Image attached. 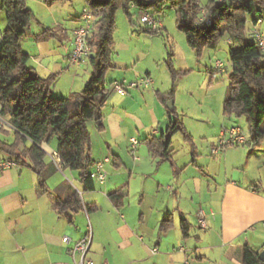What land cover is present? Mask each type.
<instances>
[{"label":"crops","instance_id":"obj_1","mask_svg":"<svg viewBox=\"0 0 264 264\" xmlns=\"http://www.w3.org/2000/svg\"><path fill=\"white\" fill-rule=\"evenodd\" d=\"M26 6L34 16L33 8L44 14L35 30L20 39L29 66L42 79L53 77L51 93L55 97L66 98L81 91L91 76L92 52L76 65L70 63V54L73 31L81 24L82 15H74L71 22L64 23L60 18L47 22V16H52L51 5L43 0H26ZM48 29L51 36L35 39ZM120 47L129 48L124 44ZM146 54L136 50L133 58L141 62ZM129 57L132 62V55ZM131 62L119 53L112 60L115 72L111 80L123 83L125 93L113 90V81L106 87L108 94L101 108L103 129L87 122L93 161L89 172L95 162L108 158L104 163L107 177L98 183L99 188L95 182L94 190H84L77 176L82 203L94 204L96 209H82L68 223L65 216L51 208L47 195L35 194L37 176L31 169L32 173L17 166L1 171L0 264H74V260H81V254L76 251L73 257L70 250L88 235L90 244L83 258L91 264H241L245 244L257 252L264 248V239L259 248L253 241L256 236H264L257 232L258 226L264 227V188L224 175L219 183L213 181L215 191L202 203L199 193L210 173L206 171L207 175L199 163V149L184 147L178 154L172 146V135L167 159L161 160L149 150L146 141L159 137L172 115L158 96L167 91L161 92L156 81L146 87H127L140 77L151 78L148 67L126 70ZM191 137V141L182 139L193 147L196 137ZM131 140L137 141L133 149ZM57 146L55 138L44 146L48 152L51 148L48 161L54 160L58 166L48 178L51 189L63 180L50 186L51 178L65 169L56 153ZM213 148L209 151L213 162L205 160L207 168L219 166L220 158L212 153ZM251 154L248 152V156ZM114 191L122 194L118 204L107 196ZM199 212L204 214V226L198 222ZM167 219L171 225L161 231L160 224ZM182 222L188 225L186 236L182 234ZM64 236L68 242H63Z\"/></svg>","mask_w":264,"mask_h":264},{"label":"trees","instance_id":"obj_2","mask_svg":"<svg viewBox=\"0 0 264 264\" xmlns=\"http://www.w3.org/2000/svg\"><path fill=\"white\" fill-rule=\"evenodd\" d=\"M52 5L62 0H43ZM70 1V0H64ZM86 10L98 23L96 32L88 38L92 55L90 56L91 76L83 89L73 92L68 97H55L51 93L53 77L42 79L29 66V56L20 45V39L35 19L33 12L26 6V0H1V7L6 14V27L0 32V116L12 127L14 139L11 143L0 140V153L3 158L16 162L17 167H27L37 176L35 194L47 195L51 208L65 216L72 223L74 215L82 209H96L94 204H83L79 191L66 179L54 188L48 185V178L58 166L47 161L50 153L44 144L55 138L58 142L56 153L64 168L77 173L84 190H94L95 181L90 175L93 165L90 151L88 121H94L98 130H102L101 108L107 98L105 75L113 67L111 49L115 13L122 5L129 21L132 22L127 8L131 5L142 10L153 7L157 0H84ZM175 14L176 24L184 32L186 43L193 49L201 50L204 46L213 47L228 34L230 47L228 61L231 66L229 84L223 100L225 115L244 116L250 133L246 144L254 146L264 137V52H262L252 33L251 39L243 36L247 18L253 26L264 17V0H207L200 5L198 0H170ZM201 9L211 17V25L197 24ZM149 32L159 30L148 28ZM252 29V28H251ZM52 35L50 29L35 37L43 40ZM172 67V64H170ZM173 73V67L171 68ZM163 104L172 98V92L160 93ZM175 109L169 112L170 114ZM1 133H7L2 128ZM179 133L186 141L192 137L181 120L169 116L164 132L159 137L148 139L149 150L161 160L169 156L170 138ZM28 143V146L25 143ZM23 144V147H21ZM108 198L118 204L122 194L114 191ZM171 225L169 219L163 220L160 230L165 231ZM183 235H187L188 225L181 223ZM241 264H264L258 258V252L247 244L242 247Z\"/></svg>","mask_w":264,"mask_h":264},{"label":"rangeland","instance_id":"obj_3","mask_svg":"<svg viewBox=\"0 0 264 264\" xmlns=\"http://www.w3.org/2000/svg\"><path fill=\"white\" fill-rule=\"evenodd\" d=\"M206 1L198 0L201 6ZM28 4L32 6L30 2ZM51 6L52 16H47L45 19L47 22L54 18L63 19L64 23L71 22L74 21V15H82L83 11L86 10L84 0H62ZM33 9L35 10V19L32 20L25 35L35 30L37 21L41 20L44 15L39 8ZM74 10L76 14H72ZM127 12L131 16L132 22L129 21V16L122 5H119L116 10L111 58L119 53L122 58L131 62L129 54L133 58L136 50L146 52L147 58L141 62L133 58L130 67L126 70L134 72L137 69L140 71L141 67H148L151 80L161 85V92H172L171 100L175 113L172 112L171 115H176L190 134L196 137L194 146L191 147L190 144L188 146L183 141L179 133H176L172 138V146L178 154L183 152L184 147L195 151L196 146L199 149L200 165H203L204 172L207 175L209 174L206 171L210 173V178H204L205 181L201 187V193H199L200 201L202 203L207 202L208 197L212 196L211 193L213 194L215 191L213 181L219 183L224 175L228 179L232 177L234 180L242 181L250 186L264 188V137L255 144L254 152L250 156H248V152L251 146L246 143L228 145L224 148L218 147L219 134L223 128L236 126L241 129V133L246 140L250 137L244 116L225 115L222 109L226 88L230 82L229 74L231 70L228 61L230 47L228 34H224L213 47L204 46L201 50H197L186 43L184 32L176 24V14L170 0H157L155 5L147 10L131 5L127 8ZM139 12L148 14L158 23L159 31L157 33L149 32V27L140 21ZM68 15L72 16L69 17ZM200 16L201 14L198 17L200 18ZM5 27L6 14L1 7L0 0V32ZM251 28L252 23L247 18L243 33L246 39L252 38ZM97 29L98 23L95 22L92 26V32H96ZM257 29L264 32V17L259 21ZM121 44L127 45L129 48L120 47ZM218 61L222 63L223 72H219L216 68V62ZM170 64H172L175 73L171 70ZM114 72L113 67L107 71L105 87H108L110 81H113L111 79H114ZM92 123L95 124V122L89 121L88 125H92ZM261 127L264 128V121ZM4 129L8 134L1 133L0 140L11 143L14 139L12 127L8 123ZM92 139L94 142L96 138L93 136ZM212 144L213 146H211ZM25 145L28 146V143L26 142ZM21 147H23V144H21ZM213 147L219 148L218 156L216 155L220 158L219 166L214 165V167L207 168V161L205 162V160L213 162V157L209 154ZM49 151L51 152V148H49ZM224 153H227L226 157ZM224 159H226V162ZM48 160L49 155H47L46 162ZM20 169L24 172L30 171L25 167ZM61 179L69 180L76 189H80L75 171L68 168L59 170L49 181L50 186L56 185ZM99 187L96 183V188ZM257 232L263 234L264 227L258 226ZM262 239H264L263 235L254 238L255 247L259 248L261 246Z\"/></svg>","mask_w":264,"mask_h":264},{"label":"built area","instance_id":"obj_4","mask_svg":"<svg viewBox=\"0 0 264 264\" xmlns=\"http://www.w3.org/2000/svg\"><path fill=\"white\" fill-rule=\"evenodd\" d=\"M201 16L196 20L197 24H204L205 26L211 25V17L206 15L203 9L200 12ZM140 21L146 24L152 30H159L158 23L152 19L148 14H140ZM259 22V21H258ZM94 24V17L90 11L85 10L81 16V24L73 31V49L70 54V63L78 64L83 58L88 57L91 53L90 46L88 45V38L92 31V26ZM254 40L257 42L259 49L264 52V32H261L257 29V26H253L251 29ZM216 68L219 72H223L222 63L216 62ZM152 80L149 76H143L139 79L130 82L127 87L133 88L136 86H149ZM111 87L113 90L118 93L124 94L125 87L123 83L118 81L111 82ZM8 122L0 116V130L5 127ZM218 147L224 148L228 145L233 144H245L246 139L241 133V129L236 126H231L229 128H223L219 134ZM137 144V141L131 140V148L133 149ZM215 147L212 149V153L216 154L219 151V148ZM108 161V158L97 161L94 163L93 171L90 173L93 180L97 183H103L106 177V171L104 168V163ZM16 166V162L11 159L3 158L0 156V172L6 169H10ZM198 222L200 226H204V214L203 212L198 213ZM63 242H68V237L64 236L62 238ZM90 244V236H85L83 239L77 241L73 248L70 250L71 255L74 257L76 251L81 254V260L74 264H91L90 260H84V254L87 251ZM183 264H188L187 261H184Z\"/></svg>","mask_w":264,"mask_h":264},{"label":"water","instance_id":"obj_5","mask_svg":"<svg viewBox=\"0 0 264 264\" xmlns=\"http://www.w3.org/2000/svg\"><path fill=\"white\" fill-rule=\"evenodd\" d=\"M172 100H168L166 103H165V106L168 110H171L172 109ZM258 258L264 262V248L258 252Z\"/></svg>","mask_w":264,"mask_h":264}]
</instances>
